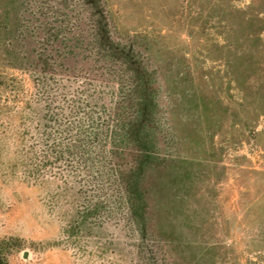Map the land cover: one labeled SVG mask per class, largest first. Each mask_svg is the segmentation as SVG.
<instances>
[{"label":"rangeland","instance_id":"374dc122","mask_svg":"<svg viewBox=\"0 0 264 264\" xmlns=\"http://www.w3.org/2000/svg\"><path fill=\"white\" fill-rule=\"evenodd\" d=\"M104 1L155 72L159 151L131 208L104 172H35L29 154L45 107L33 87L36 54L60 52L57 66L77 49L83 10L79 0H0L8 264H264V0Z\"/></svg>","mask_w":264,"mask_h":264},{"label":"trees","instance_id":"16d2710c","mask_svg":"<svg viewBox=\"0 0 264 264\" xmlns=\"http://www.w3.org/2000/svg\"><path fill=\"white\" fill-rule=\"evenodd\" d=\"M79 3L83 12L76 19L74 40L80 46L60 54L59 69L53 61L60 52L43 49L36 54L33 87L45 107L29 160L44 176L68 170L82 175L104 172L112 195L120 199L117 203L131 208L139 176L159 151L155 72L136 39L119 34L104 0ZM70 63L80 64L79 78L75 66L69 70ZM106 88L112 89L111 96H100ZM150 261L157 264L154 257ZM0 264H8L1 244Z\"/></svg>","mask_w":264,"mask_h":264},{"label":"water","instance_id":"95a60500","mask_svg":"<svg viewBox=\"0 0 264 264\" xmlns=\"http://www.w3.org/2000/svg\"><path fill=\"white\" fill-rule=\"evenodd\" d=\"M24 258H26V254H24Z\"/></svg>","mask_w":264,"mask_h":264}]
</instances>
